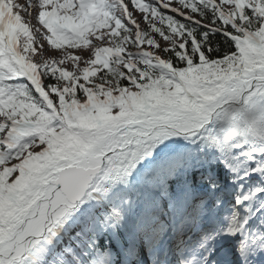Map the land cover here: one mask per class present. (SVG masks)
Wrapping results in <instances>:
<instances>
[{
	"label": "snow or ice",
	"instance_id": "6c2138e0",
	"mask_svg": "<svg viewBox=\"0 0 264 264\" xmlns=\"http://www.w3.org/2000/svg\"><path fill=\"white\" fill-rule=\"evenodd\" d=\"M0 264H264V0H0Z\"/></svg>",
	"mask_w": 264,
	"mask_h": 264
},
{
	"label": "rangeland",
	"instance_id": "374dc122",
	"mask_svg": "<svg viewBox=\"0 0 264 264\" xmlns=\"http://www.w3.org/2000/svg\"><path fill=\"white\" fill-rule=\"evenodd\" d=\"M21 2H23V0H21ZM162 44H163V42H162ZM77 54L83 55L84 58H87L88 57L87 50H85L83 52L77 51ZM38 58L40 60H46V59H51V58H57L58 59L59 58V53L57 51H55V50H50L49 49L42 56H39Z\"/></svg>",
	"mask_w": 264,
	"mask_h": 264
}]
</instances>
